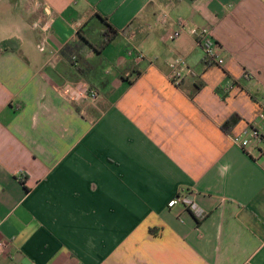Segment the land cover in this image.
Listing matches in <instances>:
<instances>
[{"label": "crops", "instance_id": "crops-1", "mask_svg": "<svg viewBox=\"0 0 264 264\" xmlns=\"http://www.w3.org/2000/svg\"><path fill=\"white\" fill-rule=\"evenodd\" d=\"M254 132L264 0H0V264H264Z\"/></svg>", "mask_w": 264, "mask_h": 264}, {"label": "built area", "instance_id": "built-area-1", "mask_svg": "<svg viewBox=\"0 0 264 264\" xmlns=\"http://www.w3.org/2000/svg\"><path fill=\"white\" fill-rule=\"evenodd\" d=\"M187 29V24L184 21H179L178 29L169 33V40L178 39L182 33ZM189 33L193 37L198 38V44L204 51L205 59L217 66H221L224 63L222 56L220 55V51L215 42L211 40V31L210 28H202L198 29L196 27L191 28ZM173 72L170 76V79L174 85H179L180 81L183 78V70L186 69V63L182 59H177L172 65ZM236 88L235 84H230L226 86V92L230 93L234 91ZM62 93L70 100H78V99H90L95 100L97 98V93L92 92L88 85L86 84H78V85H70L61 89ZM255 138L259 140H264V136L260 133L254 132ZM263 169H264V160H263ZM177 204H182L193 213V215L198 219L202 220L205 217V214L202 210H200L197 205L187 196L178 197L177 199H173L168 203V207L171 208Z\"/></svg>", "mask_w": 264, "mask_h": 264}, {"label": "trees", "instance_id": "trees-1", "mask_svg": "<svg viewBox=\"0 0 264 264\" xmlns=\"http://www.w3.org/2000/svg\"><path fill=\"white\" fill-rule=\"evenodd\" d=\"M105 31L102 32V44H107L109 42H111L115 36L117 35V32L112 29L109 25L105 24ZM237 117H232L230 120H228L223 126L222 128L224 130H227L230 126H233L237 123Z\"/></svg>", "mask_w": 264, "mask_h": 264}]
</instances>
